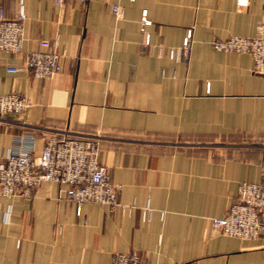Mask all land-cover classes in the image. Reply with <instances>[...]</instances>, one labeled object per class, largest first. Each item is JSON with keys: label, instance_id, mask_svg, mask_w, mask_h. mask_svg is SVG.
<instances>
[{"label": "crops", "instance_id": "obj_1", "mask_svg": "<svg viewBox=\"0 0 264 264\" xmlns=\"http://www.w3.org/2000/svg\"><path fill=\"white\" fill-rule=\"evenodd\" d=\"M0 5L8 17L19 10V0ZM24 6L21 51L0 50V94L18 92L32 104L0 114V155L28 133L35 155L50 137L95 138L121 188L120 205L79 207L51 180L29 196L0 191V264H111L127 251L148 264H264V233L247 239L213 225L240 183H264V75L250 54L212 45L255 35L264 0ZM189 29L190 57L176 62L169 49L181 46ZM44 39L56 44L62 69L37 78L25 65Z\"/></svg>", "mask_w": 264, "mask_h": 264}, {"label": "built area", "instance_id": "obj_2", "mask_svg": "<svg viewBox=\"0 0 264 264\" xmlns=\"http://www.w3.org/2000/svg\"><path fill=\"white\" fill-rule=\"evenodd\" d=\"M70 0H56L62 4ZM86 3L89 0H75ZM247 5L249 0H237ZM116 15H121L120 5H113ZM24 0H19V10L14 17L6 15L0 5V50L19 52L24 41ZM142 29L151 24L147 10L141 17ZM192 29L187 31L183 44L169 49L170 57L176 62L187 61L191 51ZM41 48L31 52L26 68L37 78H45L61 71V53L56 44L47 39ZM212 45L219 51L248 53L254 60V70L264 75V23L257 25L253 36L232 35L227 39H215ZM17 71L19 67H9ZM32 104V100L18 92L0 94V114L21 113ZM18 140L16 147L0 155V191L5 195L29 196L43 181H57L66 186L67 197L79 207L85 202L103 203L115 210L119 205L120 186L115 184L107 166L99 159V141L92 137H50L39 155L34 153L35 140L32 134ZM148 211L149 203L147 204ZM219 232L241 238H258L264 233V183L242 182L238 197L227 212L213 220ZM111 264H148L136 251L115 253ZM182 264H197L186 262Z\"/></svg>", "mask_w": 264, "mask_h": 264}]
</instances>
